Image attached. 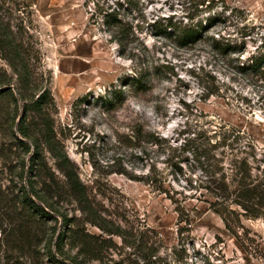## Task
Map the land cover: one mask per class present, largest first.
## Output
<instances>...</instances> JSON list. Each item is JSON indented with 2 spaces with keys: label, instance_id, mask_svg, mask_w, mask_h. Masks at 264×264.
<instances>
[{
  "label": "rangeland",
  "instance_id": "rangeland-1",
  "mask_svg": "<svg viewBox=\"0 0 264 264\" xmlns=\"http://www.w3.org/2000/svg\"><path fill=\"white\" fill-rule=\"evenodd\" d=\"M18 1L22 6L30 4L20 14L37 41L42 67L51 76L59 137L98 209L116 220L123 218L130 242L138 243L148 227L155 229L158 236L147 234L162 244L161 254L167 259H173V247L180 248V241L191 263H200L205 255L216 264H264L262 258L242 248L207 202L187 198L183 203L191 224L179 223L175 204L164 194L113 171L121 164L136 173L148 170L143 162L134 160L125 143L126 136L138 124L176 147L175 154L184 160L181 164L185 171L191 167L192 159L186 149L192 147L193 139L208 120L218 118L240 127L255 138L258 152H264V74L240 72L237 67L239 60L264 51V0H213L211 11L197 5L199 0H134L136 9L129 15L134 24L142 23L143 14L150 22L167 16L186 21L187 14L193 13L197 14L196 19H205L210 13L221 12L209 32L244 48L228 57L212 51L207 42L180 47L174 39L155 35L146 22L137 30L138 38L120 54L101 18L96 21L94 15L90 20L91 13L98 10L97 4L104 0ZM3 64L0 59V66ZM209 71L220 80V92L202 98ZM140 72H150L145 90L130 82ZM114 88H123L126 97L123 103L108 110L98 97ZM79 98L83 100L76 101ZM166 156L160 152L154 159L174 188L182 189L180 184L186 183L180 176V184L173 180L170 167L162 162ZM68 214L80 215L73 207L68 208ZM45 220L33 229L36 239L25 249L12 246L13 242L6 241L0 230V264H62L58 259L63 256L54 246L58 259L47 253L49 243L55 241L62 228V220ZM246 224L264 236V222L248 220ZM180 226H185L181 233ZM84 227L101 233L95 225L85 223ZM113 240L120 248L105 251L101 260L83 257V264H112L121 256L137 258L136 245H123L120 236L114 235ZM65 250L72 254L77 251L68 241Z\"/></svg>",
  "mask_w": 264,
  "mask_h": 264
},
{
  "label": "trees",
  "instance_id": "trees-1",
  "mask_svg": "<svg viewBox=\"0 0 264 264\" xmlns=\"http://www.w3.org/2000/svg\"><path fill=\"white\" fill-rule=\"evenodd\" d=\"M212 2L199 0L197 5L211 11ZM20 3L18 0L0 3V59L4 62L0 66V230L4 239H10L14 247L25 249L36 239L33 229L38 224L45 223V219L59 222L60 217L62 228L55 241L49 243L47 253L52 259H58L54 246L63 256L58 259L62 264H67L65 259L72 264H83V257L101 260L105 251L120 248L113 240L114 235L120 236L125 246L136 245L139 254L137 258L121 256L112 264H216L205 255L200 263L189 262L180 241V248L173 247V259H167L161 254L162 244L147 234L158 236L150 227L138 243L130 242L123 218L116 220L98 209L59 137L55 124L58 107L50 88L51 76H47L42 67L37 41L20 14L30 4L22 6ZM112 3L104 0L97 4L98 10L91 13L90 20L94 15H97L96 21L101 18L104 30L118 44L120 54L138 38L136 33L142 29L143 22L148 23L155 35L174 39L180 47L207 42L212 51L223 57L244 50L241 44L209 32L218 23L221 12L210 13L205 19H196L197 14L193 13L187 14L186 21L167 16L150 22L143 14L142 23L134 24L129 18L136 9L134 0H112ZM237 67L240 72L264 74V51L253 52L246 60H239ZM149 74L140 72L130 78V82L137 89L145 90ZM206 76L202 98L219 94L221 88L216 75L209 71ZM125 97L123 88H114L98 99L109 110L123 103ZM125 139L131 156L143 162L148 170L136 173L121 164L113 171L164 194L175 204L179 223L191 224L183 203L187 198L207 202L242 248L264 260V236L246 224L248 220L264 222V152H258L252 135L222 119L208 120L193 139L192 147L186 149L192 155L188 171L181 164L184 160L175 154L177 148L166 144L164 137L155 135L144 125L135 126ZM160 152L167 153L162 162L170 167L173 180L180 184V176L185 181V185L180 184L182 189L174 188L154 159ZM70 207L80 215L69 216ZM85 223L99 227L101 233L87 230ZM184 229L185 226H180L179 233ZM67 241L71 248H76L74 254L65 250Z\"/></svg>",
  "mask_w": 264,
  "mask_h": 264
}]
</instances>
